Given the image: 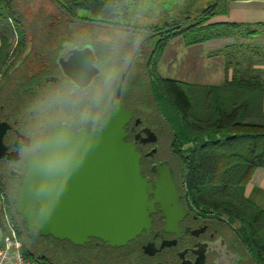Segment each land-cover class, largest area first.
Wrapping results in <instances>:
<instances>
[{
  "label": "flooded vegetation",
  "instance_id": "af4514ba",
  "mask_svg": "<svg viewBox=\"0 0 264 264\" xmlns=\"http://www.w3.org/2000/svg\"><path fill=\"white\" fill-rule=\"evenodd\" d=\"M58 13L57 9L49 8L45 18L50 19L39 24L40 28L26 23V44L16 59L18 63L0 82V121L9 124L2 141L7 147L6 151L17 149L18 156L11 160L0 157L13 165L5 171L7 175L10 169L22 171L24 158L36 151L54 125H68L72 132L79 128L94 129L100 125L117 99L115 92L119 84L121 106L132 114L127 100H130V106L133 100L123 97V87L135 83L142 89L145 99L148 98L146 85L149 74L144 79L140 73L142 69L148 70V63L151 68L154 64L156 70L158 59L155 63L152 60L156 54L155 34L144 31L129 33L106 23L71 20ZM153 39L151 49L144 56L147 42ZM21 106L27 110V117L35 121L33 125L28 126L25 118L17 116ZM7 107H12L16 112L5 114ZM136 118L139 119L137 123ZM149 120V117L142 120L133 114L127 123L126 140H131L140 131L141 138L136 141V150L141 155L140 172L151 181L157 176L150 170L153 163L170 165L167 158H154L159 152V132ZM143 128L153 132L154 141H145ZM35 142L38 143L34 145ZM150 151L151 154H147ZM170 168L179 194L177 202L180 208H162L158 202H154L153 211L148 215L149 226L142 228L133 239L121 246H111L96 237H89L83 244L52 237L58 247H39L46 262L254 264L250 252L241 245L233 230L220 220V211L197 208L191 199L183 197L181 175L177 168ZM9 176L14 190L18 180Z\"/></svg>",
  "mask_w": 264,
  "mask_h": 264
},
{
  "label": "trees",
  "instance_id": "16d2710c",
  "mask_svg": "<svg viewBox=\"0 0 264 264\" xmlns=\"http://www.w3.org/2000/svg\"><path fill=\"white\" fill-rule=\"evenodd\" d=\"M52 1L58 14L67 19L106 23L129 33L155 34L154 63L168 39L175 35L181 36L185 44H192L232 36L240 28L247 34L254 33L246 24L210 21L214 16L226 14V0H205V4L198 6L196 3L193 8L195 0ZM151 11L162 19L160 24L140 22L143 17L150 18ZM10 34H15L17 45L24 48L26 22L21 19L15 0H0L2 58L6 55L3 49ZM192 88H205L206 92L195 96ZM146 91L148 98L145 99L142 89L133 83L123 87L122 94L131 97L133 103L130 106L127 100L128 107L142 120H145L144 110L162 118L169 132L168 164L177 168L181 175L183 197L191 199L197 208L219 210L220 220L233 230L254 258V264H264V210L243 193L254 169L264 167V112L260 106L264 76H233L218 86L200 87L162 77L153 64ZM255 104L257 111L252 109ZM166 108L173 109V115H167ZM247 115L253 120L247 119ZM6 162L0 159V212L6 209L16 224L22 239V253L34 258L37 264H48L39 247L31 244L21 219H15L18 214L12 209L14 190L12 178L3 166ZM34 233L40 236L36 230Z\"/></svg>",
  "mask_w": 264,
  "mask_h": 264
},
{
  "label": "water",
  "instance_id": "95a60500",
  "mask_svg": "<svg viewBox=\"0 0 264 264\" xmlns=\"http://www.w3.org/2000/svg\"><path fill=\"white\" fill-rule=\"evenodd\" d=\"M120 88L119 84L117 99L100 125L72 132L58 123L24 158L22 171H8L18 180L14 211L29 237L36 230L74 244L96 237L121 246L149 226L154 202L162 208H180L170 166L153 163L150 170L156 178L150 181L142 176L141 155L136 150L141 134L138 131L131 140L125 139L133 114L121 106ZM8 128L7 122L0 121V157L17 159V149L6 151L2 141ZM142 130L145 141L155 140L152 131Z\"/></svg>",
  "mask_w": 264,
  "mask_h": 264
},
{
  "label": "crops",
  "instance_id": "0c3cea01",
  "mask_svg": "<svg viewBox=\"0 0 264 264\" xmlns=\"http://www.w3.org/2000/svg\"><path fill=\"white\" fill-rule=\"evenodd\" d=\"M226 8V14L214 16L210 21L246 24L254 31L252 45L264 48V0H227ZM172 38L168 39L156 62V72L160 76L200 87L218 86L230 78L226 56L228 49L236 44L235 34L192 44H185L181 36ZM260 106L264 112V94L260 96ZM243 193L250 202L264 210V167L254 169ZM1 235L0 225V239Z\"/></svg>",
  "mask_w": 264,
  "mask_h": 264
},
{
  "label": "rangeland",
  "instance_id": "374dc122",
  "mask_svg": "<svg viewBox=\"0 0 264 264\" xmlns=\"http://www.w3.org/2000/svg\"><path fill=\"white\" fill-rule=\"evenodd\" d=\"M196 3L198 6H200V5L205 4V0H195L194 5L191 8L195 7ZM15 4H16L19 14L21 15V19H23V21L26 23H31L33 27H36V28H40L41 26L39 24H42L46 19L49 18V17L45 18L46 11L49 8L54 11H56L57 9L52 0H15ZM149 14H151L150 18L145 19V17H143L140 19V22L157 23V24H160L162 22L161 21L162 19H160L158 15L153 14L152 11L149 12ZM248 30H252V29L248 28ZM235 35L237 36L236 44L232 46L230 49H228L227 56H226L227 62H228V68L230 71L229 79H231L233 76L241 77L243 75L245 76V75H252V74H260L261 76H264V48H258L256 46H253L251 43V39H252L251 37L253 36V34L252 33L247 34L246 30H244L243 28H240L239 31L235 32ZM178 37H179L178 35H175L173 36V38L172 37L171 38L176 39ZM171 38L169 39V41L171 40ZM154 40L155 39L147 42L146 48H145L146 53L144 54V56L147 55L148 50L151 49ZM16 41H17V36L15 34L8 35L6 46L3 49L4 51H7L6 55L3 58H2V55L0 57V82L7 76V74L18 63L16 59L19 57V55H21L22 49H24L22 46L17 45ZM28 45L29 43L27 44V48H28ZM27 48L24 50L23 53L26 52ZM153 59L154 57L152 58V60ZM15 60L16 62H14ZM149 65L150 64L148 63V70L147 68L146 70L142 69L140 73L144 79L148 78V74L150 75L151 66ZM166 75H167V72L164 73V76ZM192 92L195 96L197 94L201 96L204 94V92H206V89L205 88H192ZM113 97H114V89H113ZM254 100H255V97L253 101ZM138 103L142 104L145 107L147 106L145 103H143V101H139ZM19 109H20L19 113H16L17 116H20V118L22 119L25 118L28 126L33 125L35 121H32L31 118L27 117V110L22 106ZM252 109L254 111H257L258 105L255 104ZM166 111L168 112L167 115L169 116L170 114L173 115L172 114L173 109L171 110L169 108H166ZM11 112H16V111L13 110L12 107H7L4 111L5 114H9ZM151 114H152V118H150ZM143 116H145V118L149 117L150 119L149 121L152 122L151 123L152 127H155V130L159 132V144H158L159 152L157 155L154 156V158L156 157L168 158L169 156V149H168L169 134L168 133L169 132L167 128L165 127L162 118L158 114L149 112V110L148 111L144 110ZM246 118L249 120H253V118L249 117L248 115ZM37 143L38 142H35L34 145ZM3 166L5 167V170L7 171L8 168L12 167L13 165L10 164L9 162H6L3 164ZM14 206H15V203H13L12 205L13 210H14ZM4 213L6 214V216ZM5 217L14 223V221L10 219L7 210L2 208L0 212V223L5 219ZM17 218H20V216L18 215L15 216V219ZM14 225L16 226L15 223ZM41 236L34 235L33 233V235L29 237L31 238L30 240L31 244L35 247H45V246H50V247L57 246L58 247V244L54 239L43 236V235Z\"/></svg>",
  "mask_w": 264,
  "mask_h": 264
},
{
  "label": "built area",
  "instance_id": "2783aa9c",
  "mask_svg": "<svg viewBox=\"0 0 264 264\" xmlns=\"http://www.w3.org/2000/svg\"><path fill=\"white\" fill-rule=\"evenodd\" d=\"M0 225V264H37L34 258L22 253V239L14 223L5 217Z\"/></svg>",
  "mask_w": 264,
  "mask_h": 264
}]
</instances>
